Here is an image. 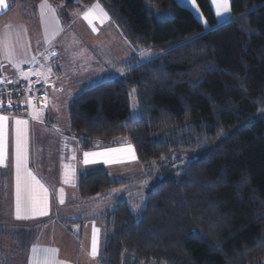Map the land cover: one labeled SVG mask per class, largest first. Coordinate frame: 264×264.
<instances>
[{
  "label": "trees",
  "instance_id": "trees-1",
  "mask_svg": "<svg viewBox=\"0 0 264 264\" xmlns=\"http://www.w3.org/2000/svg\"><path fill=\"white\" fill-rule=\"evenodd\" d=\"M49 1L70 13L96 0ZM98 1L135 53L71 101L69 130L82 150L131 144L144 167L142 186L78 175L80 200L131 196L104 214L99 264H264V0H230L222 17L212 0Z\"/></svg>",
  "mask_w": 264,
  "mask_h": 264
},
{
  "label": "crops",
  "instance_id": "crops-1",
  "mask_svg": "<svg viewBox=\"0 0 264 264\" xmlns=\"http://www.w3.org/2000/svg\"><path fill=\"white\" fill-rule=\"evenodd\" d=\"M45 2L47 7L41 9L40 5ZM97 2L110 19L103 22L93 19V24H89L84 19V13ZM5 3L7 8L0 7V62L5 67L7 77L20 83L25 79L20 74L22 68L31 65L32 72L42 73L34 76L49 84V97L40 107H35L30 98L19 99L28 103L29 110L25 115L6 114L0 107V115L9 117L5 130L7 155L4 163L0 164V174L4 173L6 182L3 198L7 199L4 201L9 207L5 211L0 207L1 216L5 212L15 222L32 227L36 225L37 231L32 237L20 239L27 244L20 246L18 251L24 254L25 264H31L33 247L38 249L37 255L40 257L45 255L42 250L56 249L54 258L63 264H99L106 231L104 214L113 206L114 197L128 199L131 196L121 187L92 199L80 200L78 175L106 168L112 175L126 176L132 173L130 168L142 167L144 172V167L138 161L135 148L128 143L82 150L76 137L70 133L68 109L71 101L85 89L112 78L113 74L122 75L125 69L123 62L131 58L135 50L98 0L80 12L70 13L62 5L49 0L37 3L5 0ZM93 25L97 31H93ZM7 35L11 40L12 52L15 50L19 54L15 56H21L24 52L28 54L23 62L13 60L14 56L10 59L8 54H2V41ZM116 44H120V47ZM34 111L38 119L33 118ZM15 118L28 121L26 128L21 126L27 141V169L48 189L49 208L45 216L16 219ZM128 146H131L132 152L110 154L117 162L104 163L105 157L99 158L97 163H83L85 152H106ZM66 174L69 183L65 182ZM26 179L22 170V186ZM2 180L0 178V182ZM61 188L64 190L63 204L59 202ZM36 195L41 198L44 195L38 186ZM95 229H99L96 233L98 252L93 257L91 249ZM7 239L5 237L4 241ZM9 242H17V238ZM3 250L1 243L0 252Z\"/></svg>",
  "mask_w": 264,
  "mask_h": 264
},
{
  "label": "snow or ice",
  "instance_id": "snow-or-ice-1",
  "mask_svg": "<svg viewBox=\"0 0 264 264\" xmlns=\"http://www.w3.org/2000/svg\"><path fill=\"white\" fill-rule=\"evenodd\" d=\"M190 3L195 5V0H189ZM213 5H215L216 12L215 14L217 16H224L226 14H229L231 11V5L230 0H212ZM0 7L7 8L8 5L5 3V0H0ZM41 9H44L47 7L46 2L42 3L40 5ZM99 10V12H97ZM54 11V9H53ZM84 19L89 22V24H93V19H99L101 22H103L105 19H110L107 12H104L102 6L97 2L95 5H93L92 8H90L88 11L84 13ZM205 25L207 24V21H204ZM93 31H97L96 27L93 25ZM13 53L11 48L8 50V57L11 59ZM33 60H35V57H33ZM19 68V64L16 65ZM50 72L51 69H48ZM117 71H120V69H117ZM21 76H23L25 79L29 78V73H25L21 70ZM42 73L39 72H32L31 75H41ZM9 107L12 105V101H8ZM0 107H3V102L0 101ZM33 118L38 119V115L33 113ZM9 120V117L6 115H0V164H3L7 151H6V136H5V130L7 127V121ZM15 124H16V138H15V168H16V209H15V215L16 219H29L33 218L37 215L39 216H45L48 215V208H49V200H48V189L44 188L43 185L39 183L38 180H36L35 176L27 169V141L26 137L24 135V129L21 126H24L26 128L28 121L24 119L15 118ZM132 152L131 146H128L127 148H119V149H108L106 152H85L84 153V160L83 163L85 165L87 164H93L97 163L99 161V158H105L104 163H113L117 162L115 159L111 158L110 154L112 153H122V152ZM73 159H75V155H73ZM66 168L68 166H65ZM25 173L26 179L23 183H21V172ZM72 172H74V169H71ZM66 183H69L70 181L67 179L66 174ZM39 187L44 195L43 197H39L36 195V187ZM63 188L60 189V200L59 202L61 204L64 203L63 199ZM23 213V215H22ZM99 232V229L94 230L93 240H92V249L91 254L92 256H96L98 252V242H97V236L96 233ZM45 255L43 257H40L37 255L38 249L36 247L32 248V258H31V264H63V262H59L55 260V254L56 249H44L42 250Z\"/></svg>",
  "mask_w": 264,
  "mask_h": 264
},
{
  "label": "rangeland",
  "instance_id": "rangeland-1",
  "mask_svg": "<svg viewBox=\"0 0 264 264\" xmlns=\"http://www.w3.org/2000/svg\"><path fill=\"white\" fill-rule=\"evenodd\" d=\"M177 1L181 4L189 6L186 0H177ZM195 12L197 13L198 16H201L197 10ZM11 45H12L11 40L9 36L7 35L5 39L3 38L2 45H1L3 55L8 54L9 48L13 50ZM116 46L120 47V44L119 46L116 44ZM114 49H118V48H114ZM125 50L126 48H124V51ZM12 53H13L12 56L15 57L13 60L20 61V62H23L24 57L28 56L26 52H24L21 56H15L14 54L19 55L15 52V50ZM142 55L143 57L145 56V58L149 59L153 57L155 54L152 50L149 49L148 51L145 50V52H143ZM131 108H132L133 114L137 115L139 112L138 110L139 105H138V100H137L135 91L131 92ZM60 114L62 116L61 111H60ZM173 157L175 158V155ZM130 169L132 173L127 174L126 177L133 180V185L142 186L144 183L143 182V176H144L143 168L142 167H137V168L132 167ZM152 171L156 172L157 169L153 168ZM1 194L3 197L2 191H1ZM4 200H7V199L3 198L0 201V207L3 209V211H5L7 207H9L8 203ZM3 215L5 217L4 218L2 217V219L4 220L7 219L5 222L6 224H3V229H4L3 236H7L8 239L7 241H4V244H3L4 250L0 252V264H25V260L23 257L24 254L18 251H19L20 246L25 247L27 246V244H24V242L20 239L22 237H32V235L37 231L36 225L32 227V226H29V224L28 225H26L25 223L20 224L18 222H15L13 219L11 220L9 215L6 216L7 213L4 212ZM0 233H1V229H0ZM12 238L14 239L17 238V242H13V243L9 242L10 239Z\"/></svg>",
  "mask_w": 264,
  "mask_h": 264
},
{
  "label": "built area",
  "instance_id": "built-area-1",
  "mask_svg": "<svg viewBox=\"0 0 264 264\" xmlns=\"http://www.w3.org/2000/svg\"><path fill=\"white\" fill-rule=\"evenodd\" d=\"M33 66H24L22 71L29 73V78L25 79L21 83L14 84L7 77L6 70L4 66L0 63V101L3 102L2 112L19 114L27 111V103H22L20 105L13 104L16 97H26L30 98L35 107L42 106L49 97V84L44 80L31 75ZM12 101L11 107L8 105V101ZM4 102H7L4 104Z\"/></svg>",
  "mask_w": 264,
  "mask_h": 264
}]
</instances>
